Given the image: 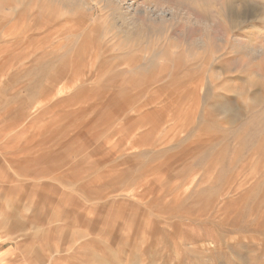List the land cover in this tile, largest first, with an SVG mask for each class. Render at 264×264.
Here are the masks:
<instances>
[{
	"label": "rangeland",
	"instance_id": "rangeland-1",
	"mask_svg": "<svg viewBox=\"0 0 264 264\" xmlns=\"http://www.w3.org/2000/svg\"><path fill=\"white\" fill-rule=\"evenodd\" d=\"M4 247L264 264V0H0Z\"/></svg>",
	"mask_w": 264,
	"mask_h": 264
},
{
	"label": "crops",
	"instance_id": "crops-1",
	"mask_svg": "<svg viewBox=\"0 0 264 264\" xmlns=\"http://www.w3.org/2000/svg\"><path fill=\"white\" fill-rule=\"evenodd\" d=\"M19 250L17 248L4 247L3 250L0 251V264H12V259L15 255H18Z\"/></svg>",
	"mask_w": 264,
	"mask_h": 264
},
{
	"label": "bare ground",
	"instance_id": "bare-ground-1",
	"mask_svg": "<svg viewBox=\"0 0 264 264\" xmlns=\"http://www.w3.org/2000/svg\"><path fill=\"white\" fill-rule=\"evenodd\" d=\"M190 11V10H189ZM188 14H190V12H188ZM188 14H186V16H188ZM187 17H185V20ZM188 21H193V22H196V23H200L201 22V16L195 14V13H191V15L188 16Z\"/></svg>",
	"mask_w": 264,
	"mask_h": 264
}]
</instances>
